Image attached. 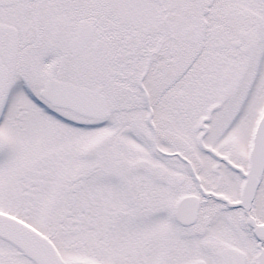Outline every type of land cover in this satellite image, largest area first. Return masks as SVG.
Returning a JSON list of instances; mask_svg holds the SVG:
<instances>
[{
	"label": "snow or ice",
	"instance_id": "obj_1",
	"mask_svg": "<svg viewBox=\"0 0 264 264\" xmlns=\"http://www.w3.org/2000/svg\"><path fill=\"white\" fill-rule=\"evenodd\" d=\"M0 264H264V0H0Z\"/></svg>",
	"mask_w": 264,
	"mask_h": 264
}]
</instances>
